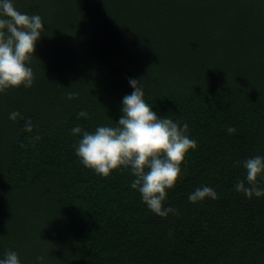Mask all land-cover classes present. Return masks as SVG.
Here are the masks:
<instances>
[{
	"label": "trees",
	"instance_id": "16d2710c",
	"mask_svg": "<svg viewBox=\"0 0 264 264\" xmlns=\"http://www.w3.org/2000/svg\"><path fill=\"white\" fill-rule=\"evenodd\" d=\"M12 2L44 29L26 62L33 86L0 92V260L264 264V196L234 187L247 186L243 161L264 157V0ZM129 78L197 142L166 189L176 214L148 208L130 167L104 177L76 155L82 133L71 130L116 127ZM203 186L217 198L190 202Z\"/></svg>",
	"mask_w": 264,
	"mask_h": 264
},
{
	"label": "clouds",
	"instance_id": "9594fccd",
	"mask_svg": "<svg viewBox=\"0 0 264 264\" xmlns=\"http://www.w3.org/2000/svg\"><path fill=\"white\" fill-rule=\"evenodd\" d=\"M44 29L39 15L29 16L18 11L12 0H0V92L10 87L30 88L34 83V74L26 62L30 63L35 53L36 43ZM140 80L129 78L134 91L125 95L122 101V113L116 127L99 126L94 132L82 131L74 127V135L82 133L76 147V155L85 167L94 169L97 174L107 177L114 169H128L135 179L131 182L133 189H138L143 202L155 214L166 217L176 214L177 209L164 207L166 189L174 187L181 173V164L189 149H195L197 142L185 133L188 124L181 127L166 117H158L152 107L143 99L145 93ZM69 93L68 99L77 97ZM81 111L79 117H86ZM22 114L13 111L9 119L15 121ZM24 130L32 132L33 124L28 119ZM229 134L236 129L228 127ZM21 147H24L21 144ZM240 162L237 161V164ZM246 169V181L238 180L234 187L249 199L264 196V189L257 183L258 175L264 174V157L255 156L243 161ZM147 169V171H146ZM205 198L216 199L217 193L208 186L197 188L188 197L190 202L202 201ZM42 260L43 257H38ZM0 264H20L18 254L8 251Z\"/></svg>",
	"mask_w": 264,
	"mask_h": 264
}]
</instances>
